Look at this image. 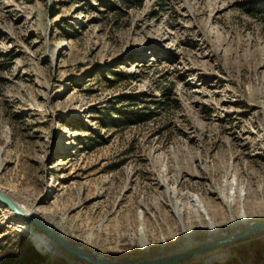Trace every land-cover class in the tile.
Returning a JSON list of instances; mask_svg holds the SVG:
<instances>
[{"label": "rangeland", "instance_id": "1", "mask_svg": "<svg viewBox=\"0 0 264 264\" xmlns=\"http://www.w3.org/2000/svg\"><path fill=\"white\" fill-rule=\"evenodd\" d=\"M0 188L120 262L264 220V0H0ZM0 264L84 263L0 206Z\"/></svg>", "mask_w": 264, "mask_h": 264}, {"label": "water", "instance_id": "2", "mask_svg": "<svg viewBox=\"0 0 264 264\" xmlns=\"http://www.w3.org/2000/svg\"><path fill=\"white\" fill-rule=\"evenodd\" d=\"M0 206L5 208L11 215V217L22 221L33 229L37 230L40 234L47 237V239L53 243L56 248L63 252L67 257L83 262L84 264H183L189 260L195 259L205 253L215 251L219 247L227 244L241 242L256 236H260L264 233V220L257 223H253L249 228L229 235L226 238H222L216 241L203 243L191 247L183 252L174 253L166 256H162L154 259H146L138 262H120L114 259L107 258L105 256H97L94 252L85 250L84 248L72 244L65 239V237L59 232L53 230L47 223L36 216L33 213L26 212L22 206L10 197L6 192L0 188Z\"/></svg>", "mask_w": 264, "mask_h": 264}, {"label": "bare ground", "instance_id": "3", "mask_svg": "<svg viewBox=\"0 0 264 264\" xmlns=\"http://www.w3.org/2000/svg\"><path fill=\"white\" fill-rule=\"evenodd\" d=\"M9 195V194H8ZM10 197H11V195H9ZM13 198V197H12ZM14 199V198H13ZM15 200V199H14ZM22 206V205H21ZM22 208H23V210H25L26 212H30V213H33V214H35L36 216H38L40 219H42L38 214H36L33 210H30L29 208H27V207H25V206H22ZM194 208V207H193ZM13 218V217H12ZM43 220V219H42ZM44 221V220H43ZM45 222V221H44ZM45 223H47V222H45ZM255 223H257V222H255ZM26 224V223H25ZM48 224V223H47ZM253 224V223H252ZM53 230H55V231H57V232H59L60 234H62L60 231H58L57 229H55V228H53L50 224H48ZM251 225V224H250ZM250 225L247 227V228H249L250 227ZM27 226H29L28 224H27ZM30 228H32L31 226H29ZM246 228V229H247ZM33 229V228H32ZM35 230V229H34ZM242 230H245V229H242ZM242 230H237V231H235V232H233V233H231V234H229V235H234L235 233H237V232H240V231H242ZM37 231V230H36ZM38 232V231H37ZM38 234H40L39 232H38ZM41 236H43L45 239H47V237L46 236H44V235H42V234H40ZM63 235V234H62ZM214 236H212V237H216L217 236V234L215 235V234H213ZM229 235H226V236H221V237H216L215 239H210V240H208V241H205L204 243H208V242H211V241H216V240H219V239H222V238H226V237H228ZM64 236V235H63ZM65 237V236H64ZM65 239L67 240V241H69L70 243H72V244H75L74 242H72V241H70L67 237H65ZM48 240V239H47ZM49 241V240H48ZM50 242V241H49ZM50 243H52V242H50ZM53 244V243H52ZM56 247V246H55ZM192 247H194V246H192ZM190 248V247H189ZM188 248V249H189ZM85 250H89V251H91V252H94V251H92V250H90V249H87V248H84ZM97 256H102V255H100V254H98V253H96V252H94ZM212 253V252H211Z\"/></svg>", "mask_w": 264, "mask_h": 264}, {"label": "trees", "instance_id": "4", "mask_svg": "<svg viewBox=\"0 0 264 264\" xmlns=\"http://www.w3.org/2000/svg\"><path fill=\"white\" fill-rule=\"evenodd\" d=\"M131 105H132V104H131ZM119 115H120L121 117H124V116H125L126 119H127V118H132V117H133V118H136V119H142V120H139V122H140V121H144V122H145V121H147L148 118L150 119V117H151V116H150L151 114H149V115L147 116V115H145V114L142 113V114H141L142 116H140L141 118H137V117L133 116L134 114H131V113H128V112L125 113V114H121V113L119 112ZM130 115H132V117H131ZM139 115H140V114H139ZM129 121H132V120L129 119ZM132 122H133V121H132Z\"/></svg>", "mask_w": 264, "mask_h": 264}]
</instances>
